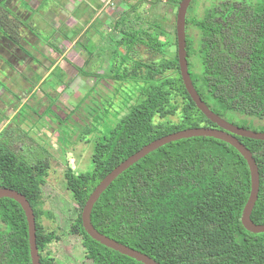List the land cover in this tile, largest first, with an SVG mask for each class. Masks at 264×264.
<instances>
[{
  "label": "trees",
  "instance_id": "1",
  "mask_svg": "<svg viewBox=\"0 0 264 264\" xmlns=\"http://www.w3.org/2000/svg\"><path fill=\"white\" fill-rule=\"evenodd\" d=\"M12 1L0 0V42L2 36L15 41L19 34L16 21L20 20ZM173 1L179 7L181 0ZM159 2L150 4L147 12L156 10ZM197 5L198 14L189 17L188 11L186 18L187 60L196 91L221 118L241 128L264 132V0H208ZM134 21H112L110 32L103 31L104 36H110L109 42L126 50L123 58H117L113 51V65L88 71L92 55L84 49L87 59L78 68L79 74L95 81L90 93L74 102L77 122L87 121L85 135L97 132L92 122L99 118L94 114L99 108L92 109L100 100L96 94L103 97L105 103H100L107 113L118 98L125 96L123 106L114 114L118 121L114 126L107 123L113 128L108 129L109 136L95 142L92 170L77 173L65 167V187L77 209L67 234L79 238L84 248L80 264H142L96 242L82 226L86 202L110 172L159 138L190 128H217L197 108L184 86L175 29L174 36L163 42L160 35L164 31L157 32L152 26L140 28L139 22L133 27ZM100 27L107 28L102 23ZM52 45L46 46L51 49ZM174 47L176 51L172 52ZM105 78L113 82L107 92L99 87ZM96 89L98 93L90 97ZM0 91L9 88L0 83ZM16 96L14 110L22 102L21 96ZM4 101L1 121L10 118L7 112L11 106ZM85 104L87 113L78 114ZM11 124L0 133V187L23 194L32 206L41 264H69L49 248L65 234L48 233L39 224L44 212V186L56 159L52 141L39 144L30 132H22V137L33 142L26 146L24 155L15 147L22 137L9 131ZM239 140L253 153L259 168L260 190L251 219L264 225V141ZM250 192L249 167L235 148L214 138L183 139L150 153L121 174L99 198L91 219L100 233L160 264H264V233L247 231L241 221ZM0 264H32L25 212L8 198H0Z\"/></svg>",
  "mask_w": 264,
  "mask_h": 264
},
{
  "label": "rangeland",
  "instance_id": "2",
  "mask_svg": "<svg viewBox=\"0 0 264 264\" xmlns=\"http://www.w3.org/2000/svg\"><path fill=\"white\" fill-rule=\"evenodd\" d=\"M148 1L158 2V0ZM200 1L208 0H193L188 9L189 17L198 14L197 3ZM209 1L214 3L220 0ZM10 4L20 20L16 21L19 34L15 41L2 36L0 42V83H4L9 88L7 92L0 91V108H5L2 100H5V105L11 106L7 112L10 118L3 121L1 120L4 118L0 119V133L11 121L13 124L9 131L16 135L22 137V132H30L31 136L36 137L32 139L34 142L40 141L39 144H41V141L47 139L52 141V153L56 159L52 162L53 169L44 186L41 207L44 212L39 219L41 222L39 224L44 226L48 233L59 236L65 234L63 240L53 241L49 248L63 260L69 261V264H80L84 248L79 238L67 234L68 229L76 220L77 209L71 192L65 187V167H72L77 173L92 170L91 156L94 153L95 142L100 139L103 141L106 136H109L108 129L113 128L107 126V123L116 124L118 120H115L114 114L123 106L121 100H125V96L118 98L113 109L107 113L100 103V100L104 101V99L96 94L98 93L96 89L90 97L96 94L100 98L92 105V109L99 108V111H94L99 118L96 119L97 121L92 119L93 124L97 125V132L85 135L83 130L87 121L77 122V115L73 110L77 104L74 102L80 101L87 91L90 93V87L95 81L79 74L78 68L82 67L87 59V52L84 49L92 55V64L87 68L88 71H97L101 65H105L103 66L105 70L106 65H113L110 53L114 51L120 59L123 58L126 50L117 47L115 42H109L110 36H104L105 33L110 32V29L100 27L98 22L102 20L93 23L91 30L87 27V33L83 36L85 31L81 33L82 30L79 29L83 28L86 23L81 22L84 19L80 18L86 17L83 13L90 8L87 4L81 10L74 9L76 13L71 14L73 17L71 21L70 14L65 10L62 11L63 7L69 8L67 0H13ZM142 4V2H135L132 7L120 12L122 14L119 11L113 12L111 19L116 24L122 18L132 21L137 19L133 22V27L136 26V22H139L145 24L139 25L140 28L152 26L157 32L164 31L163 35H160L163 42L174 36L176 28L172 25L176 26L177 3L173 0H160L159 7L153 12L164 16L165 19L161 16L156 17V14H152L151 11L147 12L149 5ZM110 7L114 6L110 5ZM154 17H156L155 21ZM78 18V22L74 21ZM117 19L119 21H116ZM161 25L165 26L164 30ZM188 32L190 33L189 29ZM6 33L11 36L10 32ZM47 36L51 38L48 40ZM51 44H54L51 48L53 50L46 46ZM175 51L174 47L172 52ZM114 53H112L113 56ZM127 59L130 62L131 57ZM105 79L99 85L103 92H107V88L113 83L111 79ZM133 93L128 92L134 96L135 93ZM16 94L21 96L22 102L14 110L15 107L12 104L18 102ZM25 104L27 106L22 107ZM87 105L82 107V111L80 108L78 114L87 113ZM51 106L53 107L50 109ZM105 113L107 116H104ZM58 114L62 117L61 119L57 117ZM122 114L126 115V111ZM31 143L33 142L27 136H23L16 140L15 147L22 149L21 151L26 155L24 149Z\"/></svg>",
  "mask_w": 264,
  "mask_h": 264
},
{
  "label": "water",
  "instance_id": "3",
  "mask_svg": "<svg viewBox=\"0 0 264 264\" xmlns=\"http://www.w3.org/2000/svg\"><path fill=\"white\" fill-rule=\"evenodd\" d=\"M192 1L193 0H182L179 4L176 16L177 53L180 74L184 86L191 99L196 104L197 108L206 116L207 119H209L213 124H215L217 128L199 127L185 129L159 138L153 141L152 143L146 145L140 151L130 156L127 160L123 161L120 165H118L99 183V185L95 188L93 193L90 195L88 201L86 202L81 215L82 226L86 233L93 240L124 256L135 259L136 261L141 262L142 264L160 263H158L148 255L133 248H130L124 244H121L118 241L100 233L92 223V211L102 194L121 174H123L130 167L138 163L141 159L148 156L150 153L160 149L165 145L183 139H190L196 137L214 138L231 145L243 156L250 170L251 192L241 215L242 225L247 231L251 233H264V225H257L251 219V215L258 200L260 190L259 168L257 166V162L253 156V153L239 140L240 137L257 141H264V132H255L249 129L241 128L221 118L205 104V102L201 99L200 95L196 91L189 72L186 48V18L188 9ZM0 198L13 199L14 201L18 202L22 207L23 211L25 212V216L28 223L31 261L32 264H41V257L37 245L36 217L29 201L23 194L13 189L5 187H0Z\"/></svg>",
  "mask_w": 264,
  "mask_h": 264
},
{
  "label": "crops",
  "instance_id": "4",
  "mask_svg": "<svg viewBox=\"0 0 264 264\" xmlns=\"http://www.w3.org/2000/svg\"><path fill=\"white\" fill-rule=\"evenodd\" d=\"M67 1L69 3V8L65 9L63 7L62 11L65 10L68 14H70L69 16L70 21L73 18L71 14L76 13V10L74 9L81 10L83 9V6H85L86 4L89 5L90 7L86 9L85 12L83 13V15H86V17L80 18V19H84V20H81V22L86 23V25L83 28L79 29V30H82L81 33L85 31L83 36H85L87 33L86 28L89 27V30H91L93 23L97 21L102 20L101 22H98V23H102L106 27H108L109 24L111 25L113 21L111 19V15L113 14V12H116V11H119V13L124 12L126 8L132 7L133 6L132 4H134L135 2H144L142 5H149V6L150 4H152L148 0H67ZM110 5L114 7L111 8ZM157 7L159 6H156V9ZM70 11L72 12L70 13ZM151 12L153 13V11ZM78 20L79 18L74 21L78 22ZM78 33L80 32L78 31Z\"/></svg>",
  "mask_w": 264,
  "mask_h": 264
}]
</instances>
